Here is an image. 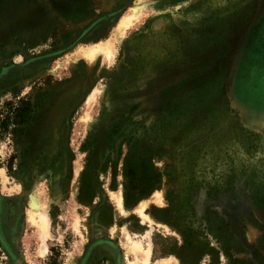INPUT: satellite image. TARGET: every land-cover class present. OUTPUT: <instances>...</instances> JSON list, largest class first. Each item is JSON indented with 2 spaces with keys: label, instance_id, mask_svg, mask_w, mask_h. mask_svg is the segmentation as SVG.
Instances as JSON below:
<instances>
[{
  "label": "rangeland",
  "instance_id": "374dc122",
  "mask_svg": "<svg viewBox=\"0 0 264 264\" xmlns=\"http://www.w3.org/2000/svg\"><path fill=\"white\" fill-rule=\"evenodd\" d=\"M43 1L32 23L0 32V113L18 96L31 110L0 135V230L9 243L0 240V264H264L255 201L264 195V0ZM3 2L1 18L10 12ZM141 2L112 56L91 62L85 52L114 38ZM122 66L135 81L118 85ZM126 112L118 155L102 134ZM133 139L154 189L127 207ZM86 140L99 142L89 160ZM174 159L181 183L167 175ZM182 188L178 212L170 192ZM163 209L165 220L155 216ZM207 210L214 224L224 220L230 245L210 232ZM187 225L203 233L196 250Z\"/></svg>",
  "mask_w": 264,
  "mask_h": 264
},
{
  "label": "trees",
  "instance_id": "16d2710c",
  "mask_svg": "<svg viewBox=\"0 0 264 264\" xmlns=\"http://www.w3.org/2000/svg\"><path fill=\"white\" fill-rule=\"evenodd\" d=\"M136 75V72L134 69H129L126 66H122L121 73L118 76V85L123 84L124 81H130L133 79L134 81L136 79L133 78V75ZM122 86V85H121ZM120 86V88H121ZM25 97H21L18 102L14 101H7L5 104L4 110L0 113V135L4 136L6 133L9 132L10 126L12 124L13 117L17 118H22L23 120L26 117V113L30 112V103L25 102ZM115 105V103H114ZM115 110H118V106H114ZM129 112V111H128ZM121 113L118 116V119H116L111 125H106V128L104 129L103 132V139L105 140V145L111 149L112 151H115L118 155H120L122 152V146L123 143L117 142L118 137L116 134L119 133V129L121 124L124 123V121L127 119L126 114L128 113ZM116 136V137H115ZM120 137V136H119ZM117 138V139H116ZM139 140L138 139H133L131 143V147L128 151L127 155V163H126V170H127V177L128 181L126 184V190H125V205L127 207H130L134 201L139 200L141 197L149 194L153 189H154V175L149 172V170H146L144 168V164L142 161V155L144 156L146 154L145 149L143 147L138 145ZM99 145V142L95 144L92 140H86L83 144V151L86 152V159H91L93 153L95 152L96 146ZM147 150V148H146ZM174 159L173 164L168 165V173L167 175L173 180L181 183V178L180 176L175 173V170L177 169V162ZM82 181H83V186H82V191L81 193L82 198L85 197V193L87 192V183H86V175H82ZM183 190V191H182ZM258 192V191H257ZM186 191L182 188L178 195L173 194V199L171 198L172 196V191L170 192V200L172 202H175L174 206L172 209L180 212L183 211V207L185 206V202L181 199L182 197L185 196ZM210 193V192H209ZM256 204L258 208L262 211V216L264 217V195L255 197ZM130 201H133L130 203ZM158 210V209H157ZM166 212V209L159 210L155 213V216L158 219H163L165 220L166 217H162L160 213ZM206 220L208 222V228L210 232L221 239L222 245H230L231 244V238L230 234L227 231V227L224 224V220L219 219L217 223L214 224L212 221L211 217L214 212L207 210L206 211ZM202 231L199 230V228L194 227L193 225H187L186 226V231L184 233L185 238H186V245L190 247L192 250L194 249V245H204L200 241ZM225 247V246H224Z\"/></svg>",
  "mask_w": 264,
  "mask_h": 264
},
{
  "label": "bare ground",
  "instance_id": "6f19581e",
  "mask_svg": "<svg viewBox=\"0 0 264 264\" xmlns=\"http://www.w3.org/2000/svg\"><path fill=\"white\" fill-rule=\"evenodd\" d=\"M144 6V4L141 2L140 4H137L133 7V12L130 15H127L122 18L120 23L118 24L117 30L114 32L115 37L109 38L107 41L97 44L96 46L90 47L86 52V56L91 60V62H94L96 59V56L98 53L102 52L108 55L109 57L112 56L114 52V43L115 41H119V43L122 41V38L124 36V33L126 30L133 24L134 19L138 18L141 14V9ZM34 215L37 217V222L41 225V227L46 230L48 225V219L47 215L43 212H39V199L34 200ZM147 250V249H146ZM145 250V251H146ZM150 250V248H149ZM149 258V252L146 255L145 262H148Z\"/></svg>",
  "mask_w": 264,
  "mask_h": 264
},
{
  "label": "crops",
  "instance_id": "0c3cea01",
  "mask_svg": "<svg viewBox=\"0 0 264 264\" xmlns=\"http://www.w3.org/2000/svg\"><path fill=\"white\" fill-rule=\"evenodd\" d=\"M49 2L54 0H48ZM64 4H72L78 0H56ZM8 3V10L10 11L5 17H0V32L5 28L13 29L20 26L29 25L36 15V6L39 2L44 4L43 0H4ZM3 2V3H4ZM0 5V7H2ZM4 25V26H3Z\"/></svg>",
  "mask_w": 264,
  "mask_h": 264
},
{
  "label": "flooded vegetation",
  "instance_id": "af4514ba",
  "mask_svg": "<svg viewBox=\"0 0 264 264\" xmlns=\"http://www.w3.org/2000/svg\"><path fill=\"white\" fill-rule=\"evenodd\" d=\"M84 0H78V1H76L75 3H72V4H64V3H61V2H58V1H56V0H54V1H51L50 3L51 4H55V3H57L58 5H62L63 7L64 6H68V7H70V8H72V7H75L76 5H79L80 3H82ZM22 96H18V98H17V100L19 101V99L21 98ZM24 97V96H23ZM18 101H14V102H18ZM31 111V110H30ZM15 117H13V119H14ZM17 118V117H16ZM27 126H29V125H27ZM0 240H1V243H2V245H4V246H6V247H8L9 246V243L6 241V239L4 238V235H3V233H1V230H0ZM11 259H13V255H12V253L10 252V260H9V262L11 261ZM17 263H20V261L18 260V259H16L15 260ZM16 263V264H17ZM5 264H9L8 262H6Z\"/></svg>",
  "mask_w": 264,
  "mask_h": 264
}]
</instances>
